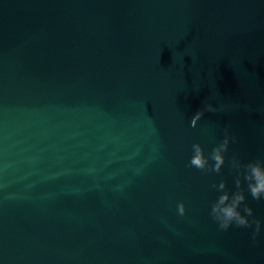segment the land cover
I'll return each instance as SVG.
<instances>
[{
  "label": "water",
  "instance_id": "1",
  "mask_svg": "<svg viewBox=\"0 0 264 264\" xmlns=\"http://www.w3.org/2000/svg\"><path fill=\"white\" fill-rule=\"evenodd\" d=\"M234 156L264 160V0H0V264H264L211 215L239 178L264 221Z\"/></svg>",
  "mask_w": 264,
  "mask_h": 264
},
{
  "label": "clouds",
  "instance_id": "2",
  "mask_svg": "<svg viewBox=\"0 0 264 264\" xmlns=\"http://www.w3.org/2000/svg\"><path fill=\"white\" fill-rule=\"evenodd\" d=\"M225 133L223 141L210 154L211 158L216 162L214 165H209V157L205 156L204 150L199 143L193 146L194 155L190 161L191 165L201 169L210 168L219 172L224 164V153L228 150L230 141L236 139L235 136L227 134V129H225ZM232 166L242 170L240 175L248 181L247 190L251 192L252 196L257 200L264 198V160L256 159L242 163L234 156ZM236 183L240 190L235 193L221 191L218 198L212 203L211 215L218 222L219 227L224 230L229 229L233 225L248 228H252L255 225V229L252 232V237L255 239L261 233L262 228H264V221L254 217L253 209L248 205H244L243 212L241 211V204L245 201L246 196L242 188L243 181L238 178ZM213 187L223 190L226 188V181L221 180L218 185L214 184ZM177 209L180 215L186 213V208L182 201L178 203ZM250 216L252 219H249Z\"/></svg>",
  "mask_w": 264,
  "mask_h": 264
}]
</instances>
